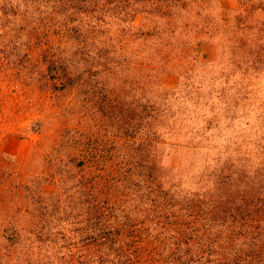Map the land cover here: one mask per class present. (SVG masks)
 <instances>
[{"label":"rangeland","instance_id":"1","mask_svg":"<svg viewBox=\"0 0 264 264\" xmlns=\"http://www.w3.org/2000/svg\"><path fill=\"white\" fill-rule=\"evenodd\" d=\"M0 264H264V0H0Z\"/></svg>","mask_w":264,"mask_h":264}]
</instances>
